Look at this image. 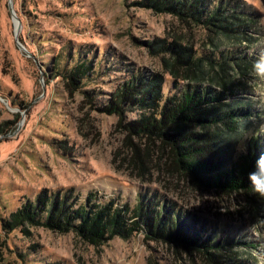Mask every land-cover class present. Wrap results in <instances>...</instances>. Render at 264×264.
Instances as JSON below:
<instances>
[{
    "label": "rangeland",
    "instance_id": "rangeland-1",
    "mask_svg": "<svg viewBox=\"0 0 264 264\" xmlns=\"http://www.w3.org/2000/svg\"><path fill=\"white\" fill-rule=\"evenodd\" d=\"M142 1L0 0V264H264V197L178 181L160 142L128 127L136 111L100 109L132 74H156L165 94L196 82L222 90L227 81L237 90L230 100L248 109L234 154L252 136L264 148V75L254 68L264 56V0H227L222 24H257L221 34ZM177 47L200 62L175 63ZM79 57L94 60L95 72L71 82L58 71ZM149 190L193 215L197 234L152 240L142 231L95 243L65 217L16 224L23 206L40 208L43 197L59 194L63 208L89 197L135 207Z\"/></svg>",
    "mask_w": 264,
    "mask_h": 264
},
{
    "label": "trees",
    "instance_id": "trees-1",
    "mask_svg": "<svg viewBox=\"0 0 264 264\" xmlns=\"http://www.w3.org/2000/svg\"><path fill=\"white\" fill-rule=\"evenodd\" d=\"M142 2L156 5L159 9L166 5L182 12L186 18L189 17L184 18L186 21L205 25L204 27L215 26L217 34H221V29L226 32L232 28L233 31L245 30L256 23L254 19L250 23L245 18L242 23H238L227 17L226 23L222 24L227 0ZM177 48L178 58L175 63L189 64L187 68L192 70L191 65L200 62L193 59L191 50L188 52L183 47ZM212 55L214 59L221 56L219 51ZM93 66L94 60L72 58L58 72H66L71 82L77 80L81 83L93 75ZM223 66L224 64L221 65L222 69ZM214 67L211 62L210 69L215 70ZM218 86L222 90H217L211 84L201 85L198 82L192 85L178 84L174 92L165 94L162 80L156 74H132L122 81L117 91L100 109L112 114L136 111L138 116L129 121L128 127L140 137L144 136L148 142H160L161 157L165 156L163 166L171 176L176 175L178 181H187L189 185L200 189L225 193L253 192L264 197L255 190L256 183L264 186V160L261 159L264 148L261 138L252 136L247 141L246 152L234 154L232 148L235 138H238L240 119L248 115V109L230 100L237 94L235 85L223 81ZM150 191L152 190L135 207L89 197L82 203L63 208L58 207V202L61 201L59 194L50 198L43 197L40 208L32 203L23 206L17 214L18 218L15 217L16 224L21 222L22 217L46 218L52 224L54 221L63 224L65 217L67 225L75 224L86 239L95 243L110 239L115 234L129 237L142 231L152 240L158 237L186 238L190 233L197 234L193 215L181 210L177 203L162 192ZM180 225L189 229L181 230ZM203 234L198 238L201 239ZM209 240L206 241L209 247L216 243L213 238Z\"/></svg>",
    "mask_w": 264,
    "mask_h": 264
},
{
    "label": "clouds",
    "instance_id": "clouds-1",
    "mask_svg": "<svg viewBox=\"0 0 264 264\" xmlns=\"http://www.w3.org/2000/svg\"><path fill=\"white\" fill-rule=\"evenodd\" d=\"M255 71L260 74L264 75V56H261L254 65ZM264 160V156L261 157ZM255 190L261 195L264 196V186L260 183H256Z\"/></svg>",
    "mask_w": 264,
    "mask_h": 264
}]
</instances>
